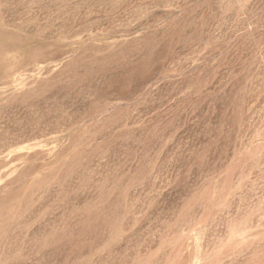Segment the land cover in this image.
<instances>
[{"label":"rangeland","instance_id":"rangeland-1","mask_svg":"<svg viewBox=\"0 0 264 264\" xmlns=\"http://www.w3.org/2000/svg\"><path fill=\"white\" fill-rule=\"evenodd\" d=\"M0 264H264V0H0Z\"/></svg>","mask_w":264,"mask_h":264}]
</instances>
